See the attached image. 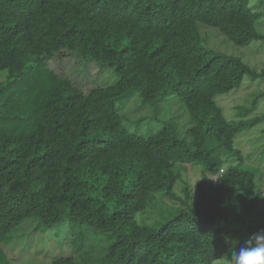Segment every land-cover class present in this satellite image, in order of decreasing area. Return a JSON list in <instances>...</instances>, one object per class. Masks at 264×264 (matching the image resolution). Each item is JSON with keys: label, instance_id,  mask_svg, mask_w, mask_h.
I'll list each match as a JSON object with an SVG mask.
<instances>
[{"label": "trees", "instance_id": "obj_1", "mask_svg": "<svg viewBox=\"0 0 264 264\" xmlns=\"http://www.w3.org/2000/svg\"><path fill=\"white\" fill-rule=\"evenodd\" d=\"M262 5L0 0V264H11L2 244L28 221L32 233L68 229L64 242L50 240L60 250L51 264H213L264 229V197L235 144L264 120L251 115L264 93L233 119L217 101L264 70L207 47L199 30L214 26L241 46L264 40ZM69 54L117 79L85 92L50 65ZM170 94L190 114L183 134L172 123L155 132L123 123L120 100L157 105ZM188 165L202 167L192 203L188 184L184 198L174 189ZM157 193L176 202L174 214L139 223Z\"/></svg>", "mask_w": 264, "mask_h": 264}, {"label": "rangeland", "instance_id": "obj_2", "mask_svg": "<svg viewBox=\"0 0 264 264\" xmlns=\"http://www.w3.org/2000/svg\"><path fill=\"white\" fill-rule=\"evenodd\" d=\"M258 10L264 11V5ZM264 32V23L260 27ZM199 30L204 38V44L216 51L241 57L246 63L258 71L264 70V40H254L248 45L241 46L232 42L218 28L199 23ZM51 67L60 76L68 77L74 84L89 92L96 86H104L117 79L115 69L108 65L101 66L98 63H86L79 56L69 54L55 57L50 61ZM1 79V76H0ZM264 93V78L256 80L245 76L242 85L230 92H221L217 96L218 103L222 106L225 115L229 119L236 118L238 107L249 105L259 94ZM123 123L132 130L140 132L157 131L164 123H172L181 134L190 126V114L180 97L170 94L156 104H148L139 95L120 100L118 102ZM264 113V94L258 98L256 109L251 115ZM235 144L243 151L244 161L242 167L255 173L256 188L264 197V120L253 128L238 134ZM225 169L233 161L223 163ZM201 165L190 166L182 170V179L175 185V191L184 198L182 187L186 184L191 188V203L195 200L198 192V183L201 181ZM176 202L157 193L152 203L137 214L139 223L152 227L165 222L174 214ZM27 230L11 238L8 243H3V249L8 253L11 264H51L60 253L58 242L69 236L68 229L61 227L59 230L51 229L46 234L30 232L33 228L31 222H26ZM51 239L56 244L50 242ZM64 242V240H63ZM65 248V247H64ZM68 254H72V248L67 246ZM67 254V255H68ZM229 252L213 264H228Z\"/></svg>", "mask_w": 264, "mask_h": 264}, {"label": "clouds", "instance_id": "obj_3", "mask_svg": "<svg viewBox=\"0 0 264 264\" xmlns=\"http://www.w3.org/2000/svg\"><path fill=\"white\" fill-rule=\"evenodd\" d=\"M228 264H264V229L252 234L243 244L233 246Z\"/></svg>", "mask_w": 264, "mask_h": 264}, {"label": "built area", "instance_id": "obj_4", "mask_svg": "<svg viewBox=\"0 0 264 264\" xmlns=\"http://www.w3.org/2000/svg\"><path fill=\"white\" fill-rule=\"evenodd\" d=\"M213 179H214V181H217V180H218V177H217V176H215Z\"/></svg>", "mask_w": 264, "mask_h": 264}]
</instances>
